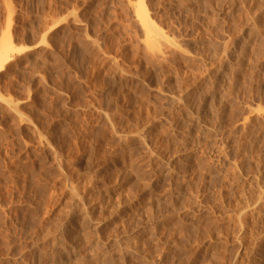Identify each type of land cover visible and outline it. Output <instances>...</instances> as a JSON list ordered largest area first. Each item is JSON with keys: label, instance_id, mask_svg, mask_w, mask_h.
I'll return each instance as SVG.
<instances>
[{"label": "rangeland", "instance_id": "obj_1", "mask_svg": "<svg viewBox=\"0 0 264 264\" xmlns=\"http://www.w3.org/2000/svg\"><path fill=\"white\" fill-rule=\"evenodd\" d=\"M0 45V264H264V0H0Z\"/></svg>", "mask_w": 264, "mask_h": 264}, {"label": "bare ground", "instance_id": "obj_2", "mask_svg": "<svg viewBox=\"0 0 264 264\" xmlns=\"http://www.w3.org/2000/svg\"><path fill=\"white\" fill-rule=\"evenodd\" d=\"M142 12H143V9H142ZM1 46V45H0ZM6 46H8V45H6ZM11 46V45H10ZM9 48V46L8 47H6V49L5 50H7ZM4 50V45H3V47L1 46L0 47V58H2L5 54H4V51H2V50Z\"/></svg>", "mask_w": 264, "mask_h": 264}]
</instances>
